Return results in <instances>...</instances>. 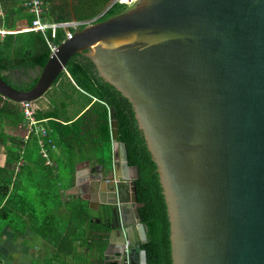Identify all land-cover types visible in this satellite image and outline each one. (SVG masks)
Instances as JSON below:
<instances>
[{
  "label": "water",
  "instance_id": "obj_1",
  "mask_svg": "<svg viewBox=\"0 0 264 264\" xmlns=\"http://www.w3.org/2000/svg\"><path fill=\"white\" fill-rule=\"evenodd\" d=\"M74 54L131 105L156 165L171 264H264V0H136L57 44L31 89L0 77V100L38 109ZM109 124L110 176L66 194L112 206L118 264H147L139 170L112 113Z\"/></svg>",
  "mask_w": 264,
  "mask_h": 264
},
{
  "label": "trees",
  "instance_id": "obj_2",
  "mask_svg": "<svg viewBox=\"0 0 264 264\" xmlns=\"http://www.w3.org/2000/svg\"><path fill=\"white\" fill-rule=\"evenodd\" d=\"M23 1L14 0L15 16L28 26L32 15L24 12ZM48 1L43 0L46 4ZM47 5L48 22L68 21L63 5ZM127 7L113 3L96 16L94 23L119 15ZM6 24L0 27L12 30L13 23ZM46 35L56 45L65 39L61 29L54 38L50 31ZM50 53L39 33L5 34L0 39V77L17 90H29ZM13 70H22L25 76L16 80L10 76ZM45 95L46 107L40 106V99L34 111L36 120L46 119L40 122L44 133H30L26 140L5 130L6 125L23 122L20 104L10 101L0 105V143L7 154L4 168L0 167V231L9 228L14 240H23L25 231H31L44 245L38 264H103L108 234L113 229L112 206L100 205L94 210L86 200L66 191L75 185L76 166L81 162L89 161L101 166L105 175L110 173L112 113L117 140L125 144L128 164L139 170L135 187L137 201L143 204L139 214L148 238L142 245L147 264H171L167 213L156 165L130 103L98 77L90 60L79 54L68 60L66 71Z\"/></svg>",
  "mask_w": 264,
  "mask_h": 264
},
{
  "label": "crops",
  "instance_id": "obj_3",
  "mask_svg": "<svg viewBox=\"0 0 264 264\" xmlns=\"http://www.w3.org/2000/svg\"><path fill=\"white\" fill-rule=\"evenodd\" d=\"M69 2H71V0H69ZM44 3L46 6L47 5L46 2ZM21 6L23 5L21 4ZM15 9L16 8L14 6V0H0V19H1L0 24L2 25L7 23L6 25H10L11 23H13L11 27L12 30H9V28L7 29L4 27L3 28L0 27V31L6 32L5 34L7 35L24 33L21 32L20 30L27 27L26 25H24V21L17 20V17L15 16V12L17 10L15 11ZM24 12H26V14L29 15L26 10H24ZM5 17L9 18L7 22L4 20ZM3 36L0 35V39H2ZM10 76L18 80L20 78H23L25 76V73H23L22 70H13ZM4 102L7 103L10 101L0 100V105H2ZM40 106L46 107V95H44V97L42 98ZM44 120L46 121V119ZM5 122H7V120H5ZM23 124L24 122H22L20 125L17 126L6 125L5 126L6 133L10 135L15 134V136L20 137L19 135L24 134L23 126H22ZM6 158H7L6 147L0 143V164L3 165V168L6 163ZM85 162H81L76 166L75 183L84 182L86 180L87 183L86 186H88V190L92 189L95 191L97 180L101 176L109 177L110 173L105 175L104 170L102 169L101 166L91 165L89 161H87L88 163ZM82 194L80 192L78 193L77 196L81 197ZM127 194L129 195V190H127ZM118 243H119V237L116 236L115 233L112 235H110L109 233L106 248L103 255L104 258L103 264H118L116 260ZM43 255H44V245L40 240L35 239V236L31 231L29 230L25 231L23 240L21 239L14 240L13 232L7 227L3 228L0 231V264H38V262L42 259Z\"/></svg>",
  "mask_w": 264,
  "mask_h": 264
},
{
  "label": "built area",
  "instance_id": "obj_4",
  "mask_svg": "<svg viewBox=\"0 0 264 264\" xmlns=\"http://www.w3.org/2000/svg\"><path fill=\"white\" fill-rule=\"evenodd\" d=\"M136 0H113L109 6L113 3L124 4L126 6H132ZM23 7L27 10V12L32 15L31 23L26 28L20 30L21 32H34L39 33L44 38L47 47L49 48L50 52H53L56 48V44L48 38L46 35L47 31H50V37L54 38L56 35V31L58 29L63 30L65 33V39H69L72 36V31L77 30L81 26H85L87 24L94 23L97 17H100L105 11H103L100 15L90 20L89 23L86 22H79L76 20H71L67 22H48L46 19L47 15V6L43 0H24L22 3ZM108 6V7H109ZM108 7L106 9H108ZM6 32L0 31V35L3 36ZM20 111L23 115L24 124L23 131L24 134L21 136L23 140H26L30 133L39 134L44 133L42 128H38L37 125L40 122H44L45 120H36L34 118V109L31 107L29 102L20 103Z\"/></svg>",
  "mask_w": 264,
  "mask_h": 264
},
{
  "label": "rangeland",
  "instance_id": "obj_5",
  "mask_svg": "<svg viewBox=\"0 0 264 264\" xmlns=\"http://www.w3.org/2000/svg\"><path fill=\"white\" fill-rule=\"evenodd\" d=\"M92 1H94V0H71V2H69V0H49L48 3H51L53 6L54 5L56 6V4H57V6L63 5L65 15H67V17H68V21L77 20L76 18L81 17V16H90V17H87L85 19L77 20L79 22H86L87 21L86 23H89L90 20H92L94 17L100 15L103 11H105L106 8L109 6V4L113 0L110 3H109L110 0H96L94 2H92ZM74 6H76V8ZM71 8H72V10H71ZM48 9H49V6H47V11H48ZM73 12H76V13L74 14ZM23 122H24V120H23ZM37 127L42 128V125L38 124ZM19 134H21V133H19ZM14 136H15V134H14ZM19 136L21 138L22 135H19ZM12 150L16 151L15 148H12Z\"/></svg>",
  "mask_w": 264,
  "mask_h": 264
},
{
  "label": "clouds",
  "instance_id": "obj_6",
  "mask_svg": "<svg viewBox=\"0 0 264 264\" xmlns=\"http://www.w3.org/2000/svg\"><path fill=\"white\" fill-rule=\"evenodd\" d=\"M71 21V20H70ZM77 21V20H76Z\"/></svg>",
  "mask_w": 264,
  "mask_h": 264
},
{
  "label": "flooded vegetation",
  "instance_id": "obj_7",
  "mask_svg": "<svg viewBox=\"0 0 264 264\" xmlns=\"http://www.w3.org/2000/svg\"><path fill=\"white\" fill-rule=\"evenodd\" d=\"M39 101V100H38ZM103 169V168H102Z\"/></svg>",
  "mask_w": 264,
  "mask_h": 264
}]
</instances>
